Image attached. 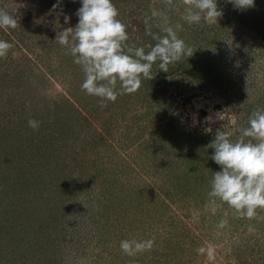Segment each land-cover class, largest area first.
I'll return each instance as SVG.
<instances>
[{
    "label": "rangeland",
    "instance_id": "obj_1",
    "mask_svg": "<svg viewBox=\"0 0 264 264\" xmlns=\"http://www.w3.org/2000/svg\"><path fill=\"white\" fill-rule=\"evenodd\" d=\"M217 2L218 24L180 21L191 57L168 72L157 61L152 80L101 107L55 41L78 23L80 0L55 11L57 0H0L17 19L0 28L13 45L0 58V264H264V219L206 208L220 167L205 146L220 128L236 139L264 108V0L246 10ZM113 3L129 45L155 43L145 14L164 0ZM133 238L154 245L125 255L120 241Z\"/></svg>",
    "mask_w": 264,
    "mask_h": 264
},
{
    "label": "clouds",
    "instance_id": "obj_2",
    "mask_svg": "<svg viewBox=\"0 0 264 264\" xmlns=\"http://www.w3.org/2000/svg\"><path fill=\"white\" fill-rule=\"evenodd\" d=\"M61 0L53 5V11ZM235 9L246 10L255 6V0H227ZM77 10L78 23L75 27L59 30L55 41L73 57L83 73L81 90L104 101L115 102L119 95L132 94L142 85L143 79L152 80L153 65L159 61L160 71L168 72L170 64L183 57L193 55L194 50L178 35L183 23L189 25L218 24L223 11L217 0H164L165 7L152 9L145 14L147 35L152 45H129L127 25L119 17V10L113 0H80ZM170 12L179 14V21L173 23ZM155 21L153 24L152 21ZM70 17H64L68 24ZM58 22V21H57ZM17 27V19L4 7H0V28ZM155 27L158 32H152ZM13 47L0 39V58L7 56ZM147 48V50H146ZM28 126L37 131L40 122L29 119ZM221 129V128H220ZM218 129L214 138L205 147L213 149L210 159L220 167L212 172L207 192L206 208L215 215L227 205L239 217L249 220L258 217V209L264 210V108H256L248 118V125L233 131ZM211 132L212 129H206ZM221 219L218 228L227 226ZM255 229L249 225L248 231ZM154 239H124L120 241L121 251L128 256L150 251Z\"/></svg>",
    "mask_w": 264,
    "mask_h": 264
}]
</instances>
